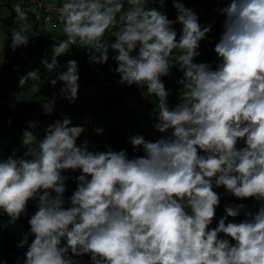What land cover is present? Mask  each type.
Masks as SVG:
<instances>
[{
  "label": "clouds",
  "instance_id": "9594fccd",
  "mask_svg": "<svg viewBox=\"0 0 264 264\" xmlns=\"http://www.w3.org/2000/svg\"><path fill=\"white\" fill-rule=\"evenodd\" d=\"M217 3L224 19L216 62H198L215 21L202 25L180 0H172L175 19L166 0H62L66 38L40 63L55 73L51 86H63L38 98L43 114H54L57 98L78 99V62L61 66V56L76 46L90 64L105 65L111 51L118 82L156 97L152 127L161 135L130 134L127 142L140 153L130 156L80 140L85 127L67 115L47 124L39 140L29 122L22 155L14 149L0 158V215L13 223L26 217L29 225L17 244L26 248L22 264H264V0ZM14 11L13 51L30 43L28 12L19 4ZM173 68L182 75L170 106L162 78ZM29 80L41 81L39 69L20 76L18 86ZM69 181L75 189L66 196ZM221 187L236 200L255 201L254 210L238 220L243 203L226 207L213 227Z\"/></svg>",
  "mask_w": 264,
  "mask_h": 264
},
{
  "label": "rangeland",
  "instance_id": "374dc122",
  "mask_svg": "<svg viewBox=\"0 0 264 264\" xmlns=\"http://www.w3.org/2000/svg\"><path fill=\"white\" fill-rule=\"evenodd\" d=\"M12 1L8 5L7 0H0V158H6L14 149L17 150L18 156L22 155L25 149L21 147L20 139L22 130L27 129L29 122H36L37 129L33 131L39 140V137L43 136V129L46 125L59 119L60 114L69 116L74 125H83L86 131L80 140L87 139L97 149L106 143L108 135L114 128L125 129L129 134L141 133L147 139L152 140L161 135L155 132L152 127L158 110L155 107L158 103L155 96L149 95L144 87L138 88L136 85L137 98L119 95L117 92H113L114 95L110 93L123 86L118 82L119 75L113 71L116 64L111 59L113 55L111 51L109 52V61L105 65L90 64L85 50L76 46L72 47L70 54L61 56L59 58L61 66L69 59H75L78 62L80 76L78 99L75 103L69 104L66 100L57 98L54 114L44 115L38 98L40 96L50 98L53 92L59 94V90L63 86L62 82H58L55 87H52L50 80L55 79V73L48 74L40 63L46 50L49 51V55L51 54V45H56L66 38L57 12L62 0H45V4L49 5L48 12H51V19L49 17L46 19L45 15L42 16L43 20L35 18L25 10L31 19L25 21L28 25L26 34L29 36L30 43L27 47H18L15 51L10 47L11 31L19 30V27L15 20L16 13L14 9L10 8V6L16 5L14 0ZM180 2L188 8H192L199 18L201 17L202 25L215 21L213 25L216 29L215 34L206 41V45L202 48L200 45L201 54L197 57V61L216 62L214 45L223 31L224 17L219 15L215 9L223 5L218 4L217 0H180ZM20 6L22 8V5ZM150 6L159 7V5ZM166 9L167 12L171 9L169 0H166ZM168 16L170 19H174L172 16ZM106 36L112 39V30L106 33ZM204 49H207L205 53ZM208 52L212 55L209 56ZM34 69H39L41 72V81L47 79L49 82L41 83L39 80H29L23 88H20L18 86L19 77ZM64 70L61 67L58 71ZM179 74L180 72L173 68L170 76L162 78L171 93L169 96L170 106L177 103L178 85L176 81L182 75L178 76ZM137 100L139 101L137 102ZM32 108L35 110L30 112ZM88 119L91 120L90 124L85 123ZM94 127L103 128V133L97 135L93 130ZM74 189L75 184L69 181L66 196L71 195ZM215 191L221 196L220 203L231 198L222 187ZM29 207L35 211L31 203ZM245 211L248 209L243 210V212ZM243 216L240 215L239 219H242ZM25 218L22 217L20 220ZM3 221L4 219L0 218V225ZM31 239L32 237L30 241ZM79 259L87 261L89 257L84 256ZM19 260L22 264L23 255Z\"/></svg>",
  "mask_w": 264,
  "mask_h": 264
},
{
  "label": "trees",
  "instance_id": "16d2710c",
  "mask_svg": "<svg viewBox=\"0 0 264 264\" xmlns=\"http://www.w3.org/2000/svg\"><path fill=\"white\" fill-rule=\"evenodd\" d=\"M11 1L12 0H7V4L10 5ZM14 1H18L20 3L23 2V0H14ZM58 1H60V0H58ZM169 2L171 4V9L167 12V15H170L175 19L176 9L172 5V0H169ZM10 8L13 10L14 6H10ZM46 14L51 19V12H47ZM200 18H199V20H200ZM27 19H29V16ZM29 20H31V19H29ZM175 27H176V30L179 32L181 26L179 24H177V25H175ZM34 28H36V27H34ZM215 30L216 29L213 27L212 31L208 34V39L215 34ZM208 39L201 42V48L204 45H206V41ZM205 50H207V49H204V53L206 52ZM208 55L210 56V55H212V53L208 52ZM180 75H181V73L178 76H180ZM113 92H117V94L124 95L126 97H136L137 98V91H136L135 85H132V86L123 85L122 87L116 88L115 91H112L110 93L112 95H114ZM138 101L139 100H137V102ZM34 110H35V108H32V109H30V112H33ZM129 135L130 134L127 133V131L125 129L114 128L110 132V134L108 135V137L106 139V143L104 145H102L99 150H105V145H108L117 151L121 150V149H125V150H127L128 154L130 156L140 154V153H134L131 145L127 142V138ZM241 203H243L244 208L242 210H240L239 216L237 217V219H239L240 215L241 216L244 215L243 210H247V209L248 210H254L252 208V206H253V204H255V201H253V200H245V201L241 202V201L236 200L232 197L227 198L226 200H224L220 203V207H219L218 211L216 212V220L213 223V227L215 226V223L219 220V218L223 215L226 207L235 209ZM33 212L34 211H32V209L30 207H28L29 215ZM0 218L4 219L3 223L0 225V264H16L17 260L20 259V256H22L24 254V252L26 251V248H18L17 244L22 240L23 233L26 232L29 228V225L27 223V218L22 219V220H18L14 223L9 221V218L7 217V215H0ZM30 238H29V242H31Z\"/></svg>",
  "mask_w": 264,
  "mask_h": 264
},
{
  "label": "built area",
  "instance_id": "2783aa9c",
  "mask_svg": "<svg viewBox=\"0 0 264 264\" xmlns=\"http://www.w3.org/2000/svg\"><path fill=\"white\" fill-rule=\"evenodd\" d=\"M14 3L22 5V8L26 11H29L31 9L32 11H29V13L32 14L35 18L42 19V16L44 15L46 19L49 17L46 14L49 10V5L47 3L45 4V0H23L22 3L18 1H14Z\"/></svg>",
  "mask_w": 264,
  "mask_h": 264
}]
</instances>
